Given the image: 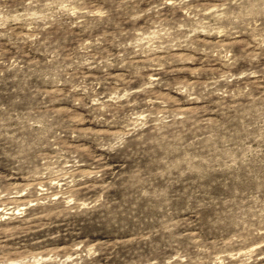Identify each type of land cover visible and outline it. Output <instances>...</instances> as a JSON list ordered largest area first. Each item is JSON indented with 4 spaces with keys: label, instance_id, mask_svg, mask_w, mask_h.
I'll return each instance as SVG.
<instances>
[{
    "label": "rangeland",
    "instance_id": "374dc122",
    "mask_svg": "<svg viewBox=\"0 0 264 264\" xmlns=\"http://www.w3.org/2000/svg\"><path fill=\"white\" fill-rule=\"evenodd\" d=\"M0 264H264V0H0Z\"/></svg>",
    "mask_w": 264,
    "mask_h": 264
}]
</instances>
